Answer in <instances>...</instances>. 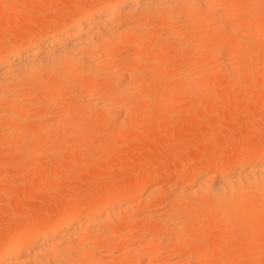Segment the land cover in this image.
<instances>
[{"label":"bare ground","instance_id":"obj_1","mask_svg":"<svg viewBox=\"0 0 264 264\" xmlns=\"http://www.w3.org/2000/svg\"><path fill=\"white\" fill-rule=\"evenodd\" d=\"M102 1L100 0V3L98 1V4L92 10L72 21L53 24L55 27L50 28L44 35L35 37L31 34L32 36L22 38L18 34L21 39L7 48L8 50H3V47H1L0 151H5L8 148H12L14 151H20V148L24 150L29 147L34 149L32 147V144L35 145L33 138H31L32 131L27 132L25 131L27 129L24 128V120L26 122V118L30 115L32 120L39 115L42 117L47 115L46 120H49L48 116H50V124L53 125L54 132H58L56 129L59 128H62V131H65L63 128H74L77 133L84 123L86 115L97 110L100 113L103 112L110 119L112 115L123 113V117L125 116L123 119L126 120L122 119V125L123 121L129 124L127 121L130 118L132 121V116L137 113L138 99L149 98V94L152 91L154 92L152 88L156 89L157 97L167 98L174 97V94L177 95L179 93L181 97L182 89L185 95L196 92L195 95H190L195 100H191L189 107L197 108L195 104L197 105V99L200 97L201 85L203 86L205 82L208 83L209 81L210 83L208 84H212L211 81L216 77L215 72H207L208 69H214L218 65L221 66L222 69L219 67L221 70L225 71L221 72L226 73L228 71L235 78V76L242 77V74H240L241 70L236 69L241 62L250 73L252 71L254 73L257 72L264 64V53L262 56L260 54V57L252 56L251 53L249 56L242 55V53H245L242 52L244 51L242 49L249 43L253 44V36L261 35V38L264 37V20L261 21L259 19V16L261 19L264 17V0H230L228 2H225V0ZM214 6L217 9L212 10ZM147 19L154 22L155 34L152 32L154 28L146 27L147 24L148 26L152 24L151 22H145ZM257 19L260 20V24H258ZM190 24L194 25L192 30L189 28L191 27ZM211 27L213 32H216L218 27H223L225 30V34L223 33L224 37H222L223 40L220 43V37H215V39L214 36L216 34L214 35L213 32V35L210 34L208 29ZM244 28L246 31H244ZM151 32L153 33L152 36ZM163 34L170 41H176L181 36L182 39L184 36L191 37L193 40L192 44L196 43L192 45L193 48L191 44L188 48L191 47L192 52L194 50L195 57L192 55V59L190 58L184 64L181 60V62L172 60L165 64L159 63L163 52L159 51L155 55V52H152L154 50L145 47V43L149 39L151 41L156 40L157 37H161ZM188 39L190 38L187 37ZM203 39H211L212 45L207 47L208 45L202 43L205 41ZM217 39L219 40L218 42L216 41ZM180 40L178 41L180 42ZM192 40L190 39L191 42ZM190 41H188V44ZM180 43L182 46L184 41ZM204 44L208 48L209 58L207 59V50L204 48ZM8 45L11 44L8 43ZM128 45L134 46L135 51L133 54L126 53L125 47ZM150 55H155L152 60L158 63L159 67L156 69L161 71L160 74H158L160 71L155 70L156 66L154 67L152 64L147 63ZM124 58H138L140 62L136 65L133 64V67L123 63ZM238 61L239 63H237ZM231 65H236L237 67H231ZM177 66H179L176 70L177 74L174 73L176 75H172L174 77H170V80L167 77L168 69H174ZM227 75L229 76V74ZM218 78L220 77L218 76ZM218 80H214V82L217 83ZM231 81H234V79L232 78ZM239 81L240 78L236 80L238 85L235 81V83L233 82L236 84L234 85L235 88L241 84ZM143 85H147V88L143 89ZM212 85L215 84L213 83ZM149 87L152 91L150 89L148 91ZM46 90L48 95L45 94ZM203 90L205 92V89ZM150 91L151 93H149ZM60 95L68 98L72 97V103L70 105L67 104L68 106L66 107L60 106V102L61 104L63 103V99L59 98ZM135 98H137L136 102L134 101ZM35 99L38 101H35ZM58 99H61V101L59 100L60 102H58ZM132 99L134 104L131 105L129 103L128 105L125 101L132 102ZM145 101L147 100L142 102L145 103ZM165 101L163 104L167 106L168 102L166 103ZM193 101H195V104L192 103ZM35 102L42 103V107L38 108L39 115L36 114L37 116H34L37 112L35 111L36 108L34 110L30 109ZM142 102H140V105H143ZM206 102L199 105L201 107L205 105L206 109L202 110L201 107H198L202 111H197L198 109L195 110V108L191 107L193 111L189 112L190 108L188 107L189 111L187 112L188 114L185 112V117H191L193 115L192 112L195 113V111L199 115V112L202 113L207 108L210 110L213 106V104L211 106L213 101L207 102V104H210L207 106H211V108L206 107ZM124 103L127 105H124ZM144 105L148 106L146 103ZM143 106H140L139 109L142 108L144 111L143 108L147 110L150 107L152 110V104L148 107ZM156 106L155 104L153 105L154 108ZM162 106L160 105L158 108L160 109L161 107L163 109ZM151 112L155 113V111ZM138 113H140V110ZM148 113L150 112L147 111V115ZM163 113L166 116V113ZM190 113L192 115H189ZM184 115L183 119L185 118ZM40 116L38 118H41ZM104 116L102 119L105 118ZM68 117H70V123L66 121ZM110 119L107 120L110 121ZM191 119L194 121L193 118ZM28 120H30V117ZM145 120L147 121L148 119ZM145 120L142 124L144 126L146 125ZM34 122L35 119L33 124L38 123ZM40 122L43 124L42 121ZM141 123L142 121L138 122V125L135 126L136 128L134 127L135 129L130 128L132 126V123H130V132L131 129L137 131L136 129H139L137 127ZM47 125L49 124L47 123ZM90 125H86L85 130ZM122 125H119V127ZM142 125L140 128L144 127ZM170 126L172 125L170 124ZM72 129L71 132L74 134ZM174 130L170 132H174ZM38 132L40 133V130ZM48 133L50 132L48 131ZM48 133L46 135H49ZM66 136L70 137V134H66ZM66 136L65 139L67 140L68 137L66 138ZM74 137H76L75 134ZM74 139L76 141L79 140L77 138ZM74 139L72 138L69 142L74 141ZM36 140L38 141V139ZM60 141L61 146L67 144L63 143L62 138ZM44 142L46 141L44 140ZM246 146L248 148L249 145L238 147V144H236L235 149L237 151L240 149L241 154L237 153L236 157L230 155L232 157L229 160L228 158L225 159V152L221 148L212 150L213 153L210 156L207 155L208 158L202 156L205 157L203 162H201L202 157L200 162L197 161L200 158L198 157L195 161L198 164L193 163L191 165L192 169L190 168L192 171L194 169V177L186 174V168L181 170L180 176H178L182 178V182H179L178 186H173L167 190L169 191L167 198L164 196L165 200L168 201V203L166 202L167 209L164 207L167 212H163L166 217H163L165 216L163 215L162 219L158 218L160 223L162 222L161 224H163L164 231L160 229L161 232L163 231V235L160 234L161 232L156 235H162V240L161 238L159 240L154 233L158 225L155 226L157 227L155 230L154 228L151 229L150 226H146V229H142V232L139 231L140 236L134 235L133 225L138 215L133 210H128L131 209L135 200L141 197L143 193L141 189L145 186L144 184L147 185L148 183L142 180L146 178L149 180V178L153 177V170L147 173L143 170H138L132 179L131 176H128L130 181H126V179V182H121H124L123 184L119 183L121 185H110L104 191L100 189L94 194L90 193L93 195L87 198L86 201L88 203L84 204V208L80 207L82 205H80L81 198L75 197L70 200L67 199L68 201H66L65 205L63 203V208H58L56 211L54 208L52 212L43 213L40 218H37L38 221L26 224L20 233H18L19 229L17 231L14 230L15 227L14 229L5 227L6 231L4 233L1 231L3 234L0 235V264H136V260L139 258L140 260L145 258L147 264H152L154 260L158 261L163 253H169L175 245H178L176 257L182 256L183 258L185 256L186 259L184 261H186V264H201L199 256L196 255L198 257L194 258L195 254L186 253V248H190L193 241H203V237L208 240V242L206 241L208 249L200 254L202 255L200 258L210 255L209 253L216 249L217 244L219 247L216 250L219 251L221 243L225 241L230 243L234 240V246L231 243L232 248L230 247L228 250L221 249L223 253L220 256L217 255L219 257L216 258V260L219 259L217 264H238L235 260L236 257H238L239 263L242 258L247 260L252 258L253 260L251 254L254 251L257 255L256 257L253 256L256 259H261L264 256V147H259L258 151L252 150V152L256 151L252 153L250 152L251 149L248 151L249 148L247 149ZM214 147L216 148V146ZM40 149L42 150V147ZM3 151L0 152L1 156L7 153ZM0 160H2V157ZM3 162L0 161V164ZM185 164L187 163L185 162ZM56 170L54 172H57ZM54 175L56 174L52 175L53 179H55ZM152 179L150 182H153ZM139 182L144 186L140 187ZM149 200L152 201L153 199ZM187 213H191L189 214L190 216ZM140 216L139 214V218ZM145 216L149 218L150 214ZM22 225L24 224L22 223ZM92 225H98V228L102 226L99 228V232L97 231V235L93 234L94 232L91 233L93 230L91 228ZM115 225L119 227L116 229ZM111 226L115 227L116 230L107 229V227ZM190 228H198L199 231L196 230L198 235L185 237L187 229L189 232ZM212 228L213 230L214 228L215 230L217 229L218 240L216 235L209 234V236L207 234ZM207 230L209 231L207 232ZM93 231L96 232L95 229ZM156 238L159 241L154 246V243L157 242Z\"/></svg>","mask_w":264,"mask_h":264},{"label":"rangeland","instance_id":"obj_2","mask_svg":"<svg viewBox=\"0 0 264 264\" xmlns=\"http://www.w3.org/2000/svg\"><path fill=\"white\" fill-rule=\"evenodd\" d=\"M228 1L230 0H225V2H228ZM97 2L100 3V0H0V49L1 47H3L2 48L3 50H8L7 48H9L10 46H12V44H14L15 42L21 39L19 38V36H21L22 38H25V37H29L32 35L35 37L44 35L48 30H50V28L55 27L53 26V24L55 25L58 23H62L64 21H72L75 18L79 17L80 15L92 10L98 4ZM102 2H105V0H103ZM225 2L223 1V3ZM215 8L216 6H214L212 10H215ZM261 16L263 17V15ZM259 19L263 21L264 17L263 19H261V17L259 16ZM259 19H257L258 24H260ZM146 21L147 23L151 22L149 19L145 20V22ZM151 23L152 24L150 26H148L147 24L146 27L150 29L154 28V30L152 29V32L155 34L156 32L155 24H153L154 22H151ZM190 26L191 27L189 28H191L192 30V28H194L193 27L194 25L190 24ZM245 28H244V31H246ZM208 30L210 31V34H212L213 32L212 27ZM224 31L225 30L223 29V27H218V29H216V32H213L214 35L216 34L214 38L220 37L219 38L220 41L217 39L216 40L217 42L219 41L220 43L221 40H223L222 37H224V34H225ZM153 33L151 34V36L153 35ZM263 36H264V32H263ZM166 37L167 36H164L163 34L161 35V37L160 36L157 37L156 40L151 41V39H149L145 43V47L147 49L154 50L152 52L153 53L155 52L154 53L155 55L159 51L163 52V55L161 56L159 63L165 64V63L171 62L172 60H175L178 62L182 61V63L184 64L188 62L190 58L192 59V55L195 54L194 50H193L194 53L191 51L193 48L192 45H194L196 42L192 44L193 40L191 37L187 36L188 38L192 40V42L190 41V39L187 40V37L185 36L183 37L184 40L182 39V36L178 38V40L181 39L184 41V43H182V46L180 42H183V41L181 40L180 42L178 40L170 41ZM257 37L259 38L257 39ZM261 37H262L261 35L256 36V37L253 36L252 38L254 40V41L252 40L253 44L249 43L248 44L249 46L248 45L245 46L242 49L244 51L241 50L242 52H245V53H242V55L249 56L251 53L252 56L260 57V54L262 56L264 53V37L263 38ZM206 39H203L206 42L202 40L203 41L202 43H205L206 45H208L207 47H209L210 45H212L211 39L210 40H206ZM188 41H190L189 44H188ZM8 43L11 45H8ZM185 44H188V45L183 46ZM190 44L192 47V48L190 47L191 49L188 48ZM251 44L252 46L250 47ZM4 45H5V48H4ZM206 45L204 46V48L207 50L206 51L207 53L208 48L206 47ZM125 49H126L127 54H131V53L133 54V52L135 51L134 46H131V45L126 46ZM252 53H254L255 55ZM155 55H152V56L150 55V58L148 57L150 61L148 60L147 63L152 64L154 67L156 66L155 70L160 71L156 69L157 67H159L157 65L158 63L152 60V57H154ZM208 55L209 54L207 53L206 59L209 58ZM123 60H124L123 63H126L129 66L132 65L133 67L134 65L140 62L138 58H134V59L124 58ZM237 63H239V61ZM237 63L235 64L237 65ZM236 65L234 66L231 65V67L232 66L237 67ZM239 65L240 66H238L236 69L241 70L240 74H242L241 75L242 77L235 76L234 78L228 71H226V73H223L225 71L221 70L222 69L221 66H218V65L214 69L207 70V72H210V71L215 72L216 77L214 80H218V79L219 80L217 83L214 82V80L211 81V83L212 84L214 83L215 85L208 84L210 83V81L208 83L205 82L204 83L205 85L203 84V86L201 85V87L205 89V92L201 88L202 91L201 90L199 91L200 97H198V99L196 98L198 100V102H196L197 105L194 103L195 101H193L192 103L195 104V106H197V108L194 107L195 110L198 109V107L200 108L201 106L199 105H202V103L205 104V101H207L208 103L213 101L211 103V106L212 104L213 106L212 108L211 106H207L210 104H207L206 102V107H210L211 109L208 110L209 108H207V110H204L202 113L199 112V115L197 114L196 111L195 113L192 112L193 115L191 113L189 115H192L193 117L189 116L190 118L188 116L185 117L186 115L185 112L187 113L189 111L188 107L191 103V100L192 99L195 100V98L193 97L191 98V96L195 95L196 92H194L193 94L188 93V95H185V93L183 92L184 90L182 89L183 91L181 90V97H180V93L177 95L174 94L175 96L170 97V98L162 97V96L157 97L158 95H156V92H157L155 91L156 89L152 88L154 90L153 92L151 88L149 87L148 91L149 89L152 91V93L151 91L149 92L151 93L148 96L149 98H141V100L138 99V103H137L138 110L136 111L137 113L135 112L136 114L134 113L135 115L132 116V121H131V118L129 119V121H127V123L129 124L132 123L131 125L133 127L130 126L129 124H126L125 123L126 121L125 122L123 121V125H122V119L125 117V116L123 117L124 115L123 113H120V114L118 113V115L115 114L114 116L112 115L110 119L108 118L107 115L103 114V112L100 113L97 110V111H94L95 115L94 113L89 112V115H86L85 117V114H84L85 121L80 128L81 131L79 130L76 133L75 129L71 128L72 131H74V134L76 135V137H74V134L71 132V129L63 128V130L67 131L65 132V131H62V128H59V129H56L58 130V132H54L55 129H53V125L50 124L51 117L48 116V119L49 118L50 119L46 120L47 115L45 117L40 116L38 114L39 113L38 110L40 109V107H42V103L35 102L33 105H31L30 109L34 110L36 108L35 111L37 112L34 114V116L39 115L41 118H38L39 117L38 116L37 117L38 120H37V118H35L33 115L32 117H34L33 120L35 119V122H38V123L34 122L35 125L33 124L31 115L29 116L30 120H28L29 117L26 118L27 119L26 122L24 120V126H25L24 128L27 129L25 131L27 132L32 131L31 138H33L32 140H33V143L35 144V145L32 144V147L34 149H31V147H29V148H25L24 150H22L23 148H20L21 149L20 151L19 150L14 151V149L10 148L12 149L10 150L8 148L5 150L7 152L6 154L5 153L2 154L3 156L0 155V158L2 157V160L3 161L5 160L4 162L0 160L1 162H3L0 164V235H2L6 231V228L14 229V227H15L14 230L17 231L19 229L18 233H20L24 229V226L26 224L38 221L37 218H40L41 215H43V213L45 214V213L52 212L54 211V208H55V211L58 210V208H61V207L63 208V203L65 205L66 201L72 198H75V197L81 198L80 205L81 204L82 205L80 207L84 208L85 207L84 204L88 203L86 201L87 198L92 196L97 190L102 189L104 191L107 188H109L110 185L111 186L121 185L124 183V182L123 183L121 182L125 181L126 179H127L126 181H130L129 177L131 176V179H132L136 175V172H138V170L139 171L143 170L146 173L153 170V175H152L153 177L149 178V180L146 178L148 181L146 179L142 181L149 183L151 179L153 178L152 181L154 183L153 182H150L149 184L147 183L148 186L146 184H144L145 185L144 186L140 182H139L140 185L137 184L140 187L144 186L142 187V189L140 188L143 191V193L139 199L135 200L136 203L134 202L132 204L133 206H131V209H129L128 211L133 210L138 215L133 225L134 226L133 228L135 231L134 235L140 236V232L146 229V226H150L151 229L154 228V230L155 228L158 227L154 233L158 239L161 238V236L163 235L162 233L164 229H163V224H161L162 222L160 223L159 219L166 217V214H164L163 212L165 213L167 212L166 205L168 201L165 200L169 192L167 190H169V188L173 186L174 187L178 186L182 182V178L179 177L180 176L179 173L181 172L182 169L186 168L188 172V173L186 172V174L190 175L191 177H194L193 175L195 174V172H194V169L193 171L191 170L192 169L191 165L193 163L198 164V162L197 163L195 162L198 157H200L197 160L199 162L202 156H205L206 158H208V156H210V154L213 153L212 150H218L221 148V150L225 152V156H224L225 159L228 158L229 160L231 159L232 156L236 157L238 154H241V151H239L240 149H238L239 152L237 151V149H235L237 147V146L235 147L236 144H238V147L249 145L248 146L249 149L247 148V146L246 148L248 149V151L251 149L250 152H252V150L258 151L260 148L264 147V69H263L264 64L262 65L263 67L261 66L262 70L259 69L255 73L253 71L252 73L248 72L246 66L242 65V62L241 64L239 63ZM178 67L179 66H177L176 68L174 67V69L172 68L168 69L169 72L167 73V77H169L170 80H171L170 77H172L174 73L177 74L176 70ZM171 69H172L171 71L172 73L170 72ZM178 70L180 71V69ZM160 73L161 71L158 72V74ZM227 74H229V76ZM218 76L220 78H218ZM232 78L234 79L235 82L236 80L240 78L239 82H241V84L235 88L234 85H236L238 82L234 84L235 82L231 81ZM228 79L230 80V82ZM145 87L147 88V85L142 86L143 89ZM47 93L48 91L45 92L46 95H48ZM176 96H178L179 98L178 97H177L178 99L175 98ZM62 97L63 96L61 95L59 97L63 99L62 104L60 102L61 99H58V102H60V104L59 103L58 104L62 107L68 106L67 104L70 105V103H72L73 101L72 97L71 98L70 97L62 98ZM136 99L137 98H135L134 100L135 102L137 101ZM207 99L211 101H208ZM243 99L245 101L244 103H243ZM143 100H147V101L149 100L148 103L150 102V104H152L151 106L152 110L150 109V107L148 108L149 110L148 109L146 110L145 108H143L144 111L142 110V108L139 109V107L140 106L142 107L145 103L148 106L150 105L147 103V101H145V103L142 102ZM35 101H38V100L35 99ZM125 101L127 104L128 103L130 105L134 104L133 99H132L133 103L127 100ZM164 101L166 103L168 102L167 106L163 104ZM199 101L201 104L199 103ZM140 102H142L143 105H140ZM127 104L124 103V105H127ZM154 104L155 106L157 105L156 108L153 107ZM160 105L162 106L163 109H161V107L160 109L158 108V106ZM148 106H145V107H148ZM204 106L205 105L201 107L202 110L206 109ZM191 107H189L190 108L189 112H191L192 110ZM164 108H166L167 110L166 109L164 110ZM201 109H198L197 111H200ZM139 110H140V113H138ZM147 111L150 112L148 113V115H147ZM151 111H155V113ZM163 112L166 113L167 117L165 116ZM194 114H197L198 116ZM183 115L185 118H188V119H185V118L183 119L182 118ZM103 116L105 117L104 119H102ZM191 118H193L194 121ZM69 119L70 117L66 118V121L68 123L71 122V120ZM107 119L108 120L110 119V121H108ZM145 119H148V120L146 121ZM123 120H126V119H123ZM138 120L142 121L141 125L143 124L145 120L146 125L145 126L142 125L145 128L144 127L140 128L141 125H139V127H137L139 129H136L138 131L137 132L132 129L136 125H138V122H140ZM40 121H42L43 124ZM45 121L47 122L45 123ZM86 121H88L89 123ZM27 122H30V123H27ZM47 123L49 125H47ZM27 124L29 125L28 127H27ZM89 124H91L90 125L91 127L89 126V128L85 130V128ZM166 124H169V125H166ZM170 124L172 126H170ZM43 125H45L46 127ZM119 125H122V126L119 127ZM129 126L130 128H132L131 132H130ZM45 128H48V129H45ZM140 129H144V130H140ZM169 129H171L170 131H173V129L175 130L174 132H170ZM39 130H40V133L38 132ZM47 130L50 133H48ZM68 130L70 131L68 132ZM46 133H48L49 135H46ZM66 134H70V137L66 136ZM65 136L66 138L68 137L67 140L65 139ZM35 137L36 139H38V141L35 139ZM61 138L64 141L63 143H67L66 145L63 143H61L63 144V146L60 145ZM72 138L73 139L77 138L79 140L76 141V139H74V141L72 140L71 142H69ZM34 140H36L37 142ZM44 140L46 142H44ZM54 142H56L57 144ZM83 144L85 145V147ZM97 144L99 145L97 146ZM214 146H216V148ZM41 147H42V150L40 149ZM35 148L37 149L38 152L36 151ZM55 148L56 149L61 148V149L60 151H58L57 149V152H58L57 153ZM50 149L52 152L50 151ZM254 152L256 151H253L252 153ZM230 155L232 156L230 157ZM205 157H202L201 162L205 160ZM11 162H14V163H11ZM185 162L187 164H185ZM4 163H6L5 164L6 166L4 165ZM55 167H57L56 168L57 170L55 169ZM55 170L57 172H54ZM53 172L57 175V176L54 175L55 179H53L54 177H52V175L54 174ZM130 172H134V173H130ZM126 175L127 177H125ZM173 181L174 183H172ZM90 193H93V194H90ZM150 195L152 196L150 197ZM147 199H148V202H147ZM149 199L151 200L153 199V200L150 201ZM143 203L144 205H142ZM138 213L141 215L140 218H139ZM143 213L145 215L150 214L151 217L149 216L148 218V216H145ZM189 214L191 213H187L188 216H190ZM22 223L24 225H22ZM156 225L158 226L155 227ZM97 226L96 225L91 226V228L93 230L95 229L96 232L93 231L91 228H89L90 230H92L91 233L94 232L93 234H96L99 232L100 230L99 228L102 226H99V228ZM115 226H116V229L117 227H119L118 225H115ZM190 227H191V224H190ZM107 229L111 231L113 229L116 230L115 227H112V226L107 227ZM160 229H162L163 231L161 232ZM191 230H194V231H191ZM191 230H189L188 232V229H187L186 231L187 233L186 234L184 233L185 237L188 238V237H194L198 235L196 232V230L199 231L198 228H192ZM216 230L215 228L214 230L213 228L212 230L210 229V231L207 230V232L209 231L207 234L208 235L214 234L217 236L218 232ZM159 232H161L160 233L162 234L161 236L160 234H158V236L156 235ZM157 238H156V241H157ZM162 239L163 238H161V240ZM202 239L203 241L202 240L193 241L191 247L186 248V253L190 252L192 255L195 254L194 258H197L199 256L198 258L201 260L200 261L201 264H213V263L217 264L219 262V259L216 260V258H219L217 255L220 256V254L223 253L222 250L224 249L228 250V248L230 247L232 248V244L234 246V240H232L230 243H227L225 241L226 243L225 242L221 243V247L219 251L221 249L222 250L220 252L217 251L218 250L217 247H219L217 244L216 245L217 250L214 248L215 247L214 246L213 248L215 250L213 249L214 251H212V253L210 252L209 253L210 255H207V257L204 256L205 258L203 257L200 258V256H202L200 254H202L204 250L206 251V249H208V246H207L208 240H206L205 237H203ZM204 239H205V242H204ZM217 240H218V236H217ZM228 240L230 239L228 238ZM158 241L154 243V246L157 245ZM177 247L178 245H175L170 250L169 253H163L161 257L158 259V261L154 260L152 264H186V261H184V259H186L185 256H183V258L182 256L176 257ZM123 248L126 249L125 246H123ZM254 253L251 254L253 257V260L252 258H250V260H247V259H243L242 257H241L242 260L240 261V263H239V260H237L238 257H236L235 260L238 262V264H250V262H252L251 264L253 263L254 264H264V256L261 257V259H256L255 257L257 253L255 254ZM196 255L198 256L196 257ZM255 259L258 261L256 262ZM235 260H233V262H235ZM254 260L256 263L254 262ZM137 263L147 264V261L145 258H141V260L139 258L138 260H136V264Z\"/></svg>","mask_w":264,"mask_h":264}]
</instances>
